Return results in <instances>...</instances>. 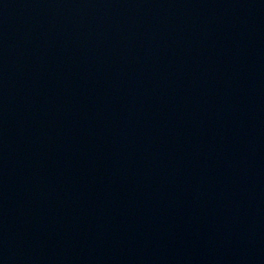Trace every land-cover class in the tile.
Instances as JSON below:
<instances>
[{"label":"water","instance_id":"water-1","mask_svg":"<svg viewBox=\"0 0 264 264\" xmlns=\"http://www.w3.org/2000/svg\"><path fill=\"white\" fill-rule=\"evenodd\" d=\"M0 264H264V0H0Z\"/></svg>","mask_w":264,"mask_h":264}]
</instances>
